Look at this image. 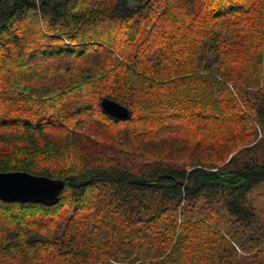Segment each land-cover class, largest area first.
<instances>
[{
	"label": "trees",
	"instance_id": "16d2710c",
	"mask_svg": "<svg viewBox=\"0 0 264 264\" xmlns=\"http://www.w3.org/2000/svg\"><path fill=\"white\" fill-rule=\"evenodd\" d=\"M18 170L65 188L0 199V264H264V0H0Z\"/></svg>",
	"mask_w": 264,
	"mask_h": 264
},
{
	"label": "water",
	"instance_id": "95a60500",
	"mask_svg": "<svg viewBox=\"0 0 264 264\" xmlns=\"http://www.w3.org/2000/svg\"><path fill=\"white\" fill-rule=\"evenodd\" d=\"M103 109L112 116L124 118L130 113L127 106L104 97ZM65 180L27 171L0 172V199L5 202H34L55 205L61 199Z\"/></svg>",
	"mask_w": 264,
	"mask_h": 264
}]
</instances>
